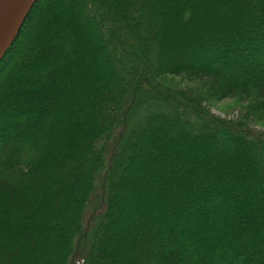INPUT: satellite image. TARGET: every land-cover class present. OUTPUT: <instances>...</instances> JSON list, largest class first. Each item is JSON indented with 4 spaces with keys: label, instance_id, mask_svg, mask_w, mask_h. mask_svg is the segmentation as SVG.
Masks as SVG:
<instances>
[{
    "label": "trees",
    "instance_id": "obj_1",
    "mask_svg": "<svg viewBox=\"0 0 264 264\" xmlns=\"http://www.w3.org/2000/svg\"><path fill=\"white\" fill-rule=\"evenodd\" d=\"M164 75L264 113V0L36 2L0 62V264H264V129Z\"/></svg>",
    "mask_w": 264,
    "mask_h": 264
},
{
    "label": "rangeland",
    "instance_id": "obj_2",
    "mask_svg": "<svg viewBox=\"0 0 264 264\" xmlns=\"http://www.w3.org/2000/svg\"><path fill=\"white\" fill-rule=\"evenodd\" d=\"M159 81L170 88L181 89L193 96L201 97L204 107L217 117L264 129V113L255 111L252 103H250L252 101L249 102V100L242 98L220 99L213 94L207 85L184 75H164L159 78Z\"/></svg>",
    "mask_w": 264,
    "mask_h": 264
},
{
    "label": "water",
    "instance_id": "obj_3",
    "mask_svg": "<svg viewBox=\"0 0 264 264\" xmlns=\"http://www.w3.org/2000/svg\"><path fill=\"white\" fill-rule=\"evenodd\" d=\"M38 0H0V62Z\"/></svg>",
    "mask_w": 264,
    "mask_h": 264
}]
</instances>
